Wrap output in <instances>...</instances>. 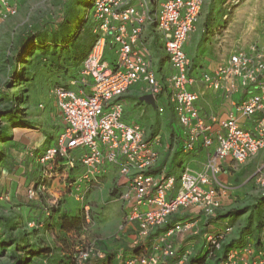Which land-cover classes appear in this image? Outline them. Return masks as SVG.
<instances>
[{
    "label": "built area",
    "instance_id": "2783aa9c",
    "mask_svg": "<svg viewBox=\"0 0 264 264\" xmlns=\"http://www.w3.org/2000/svg\"><path fill=\"white\" fill-rule=\"evenodd\" d=\"M226 1L234 6L242 0ZM15 2L0 0L2 19L16 14ZM202 3L203 0H164L152 13L150 0H94L91 19L95 41L78 77L72 78L67 87L56 86L50 91L60 113L61 131L57 143L37 158L42 168L37 191L29 189L27 196L34 198L36 193L46 192L51 161L63 159L67 167L78 164L81 170L65 182V188L68 192L73 185L77 188L79 209L89 222L88 194L107 176H114L116 194L126 210L118 230L136 224L139 243L157 227H163L152 243V252L133 253L122 264H158L161 256L172 260V264H187L189 252L176 248L171 239L194 228L196 221L167 224L169 216L180 208L196 206L204 216L214 217L219 207L218 190L227 188L217 180L221 161L230 157L242 164L264 149V113L256 121L255 131L242 127L236 114L231 113L220 121V131L212 136L211 127L196 106L198 94L187 89L194 80L187 74L189 57L184 43L195 28ZM149 23H155L169 64L170 72L164 81L158 79L150 60L137 47L139 35ZM107 49L115 52L112 63L105 58ZM236 80L248 91L244 99L233 102L235 112L247 118L264 112V53L254 47L249 52L237 51L213 73H201L203 84L227 94L236 92ZM137 82L145 84V92L154 100L161 94L167 96L183 129V153H190L198 142L205 148L215 142L214 152L207 155L201 170L182 166L179 177L169 174L159 165V137L149 138L142 124L124 121L121 98ZM76 149L79 154L74 152ZM215 181L218 187L212 185ZM253 181L264 190V166L253 175ZM33 226L29 223V227ZM230 230L226 226L220 232L207 233L205 250L220 249ZM261 237L264 240V230ZM248 249L244 247L242 252ZM242 252L230 251L222 264H236L235 257ZM74 257L77 264H95L93 261L103 260L105 253L88 244L76 247Z\"/></svg>",
    "mask_w": 264,
    "mask_h": 264
},
{
    "label": "crops",
    "instance_id": "0c3cea01",
    "mask_svg": "<svg viewBox=\"0 0 264 264\" xmlns=\"http://www.w3.org/2000/svg\"><path fill=\"white\" fill-rule=\"evenodd\" d=\"M150 1L151 11L155 13L164 0ZM217 7L219 9L215 10ZM231 7L232 5L230 6L226 0H203L195 28L184 43V50L189 57L187 74L194 80L187 86V89L198 94L196 106L200 115L204 118L205 123L211 127L210 134L212 136H215L220 131V121L228 118L231 113H235L239 124L250 131L256 130V121L264 113L257 112L252 117L247 118L235 112L233 102H239L244 99L245 93L248 91L239 84L238 80H236L237 90L232 94H227L223 89L213 90L208 88L201 81V73H213L233 53L224 50L226 40L222 39V34L228 32L232 25H228L231 18ZM61 14L62 12L59 14V18ZM13 17L14 15L9 16L7 19H2L0 16V71L2 70L1 66L4 65L3 62L5 59L11 58L14 47L17 45L20 36L26 30V28L23 29L22 33L18 31L19 28L14 30L17 27L16 24L12 25L9 22ZM223 40L224 42L222 44ZM234 46V44L232 46L227 44L228 49ZM137 47L150 60L158 79L164 81L169 75L170 68L164 54L161 39L156 31L155 23H149L144 26L139 35ZM108 53L112 54L113 59H115V52L111 49L106 50V59ZM6 72L8 74V69H6ZM144 87L145 84L143 82L135 83L125 92L121 100L124 106H126V101H129L138 109V114L134 120L138 118L143 119L145 122L143 127L147 137H159L160 143L157 146V150L159 151V165L164 166L169 174L175 175L176 177H179L182 166H186L193 171L201 170L207 155L214 152L215 142L210 148H205L201 145V142H198L190 153H183L181 149L183 129L176 118L172 106L168 102L167 96L161 94L154 100V104L147 103L141 99L144 95L148 94L145 92ZM35 92L37 95L40 94V91L35 90ZM42 94H46L45 96L50 98L54 109L50 108L49 113L47 115L44 114V118H39L35 113L36 111H32L35 123L40 125L36 124L34 127L12 129V143L14 146L10 147L6 145L2 148L4 157L0 158V180L4 179L2 188L13 199H16V194L23 188H37L36 181L41 174L42 168L38 163V156L35 153H43L44 147L53 146L57 143V138L61 130L60 113L53 97L48 91H43ZM157 106L162 107L163 110L159 111ZM212 118H216L215 121ZM123 119L127 122L124 117V112ZM49 123L51 125L49 126L45 139L41 143L43 149L38 152V149H36V142L38 141L36 134H38L42 126H45L43 124ZM53 123L55 124L53 125ZM17 131H24L22 132L24 133L23 136L18 140L16 138ZM21 144H23L22 147L20 146ZM33 146L36 148H31ZM8 156L15 159V163L18 162L19 165L4 166L2 160ZM263 166L264 149L242 164L235 163L230 157H226L221 161L217 180L226 185L227 188L225 190H218L219 207L216 210L215 216L212 218L204 216L196 206L180 208L171 214L167 224H174L186 220L196 221L194 228L173 236L171 240L174 246L181 251H188L190 257L202 256L205 252V235L207 233L220 232L226 226H230L231 230L226 234L224 243L229 244L230 248H232L231 250L238 244L243 243L245 247L249 248L247 251L235 257L236 264H264V240L262 239V243L256 242L257 221L249 219L251 214H255L253 216H256V213L261 208V203L256 199L264 190L259 189L255 185L253 175ZM38 167L41 168L40 171L37 170ZM80 170L81 168L78 164L67 167L63 159L61 161L59 159L51 161L49 163L51 180L49 181L46 192L52 197L56 196L60 198L59 196L61 195L65 197L68 193V190L66 191L65 189V182L68 178L74 177ZM106 178L110 179L111 176H107ZM212 185L218 187L216 181ZM2 188L0 187V191H2ZM34 199H36L35 202L38 205L41 204L39 202L41 197L37 195ZM240 209H245V211L241 214H236ZM60 210L64 212L61 206ZM41 211H43V207L39 206L35 210V214L41 213ZM125 211L123 208L120 223L125 215ZM45 215L47 216L48 214ZM135 227L136 224H132L123 231L117 230L118 234L108 240V246L106 245L105 248L107 247L109 252L116 254L111 259L110 264H122V261L133 253L137 254L142 251L152 252V243L156 238L157 232L162 231L163 227H157L154 232L150 233L145 240L139 243H136L137 235ZM62 235L64 237L59 236L58 245L54 243V245H51L54 253L59 254V256L66 253L64 245L71 242L70 238L74 233ZM62 238L63 240H61ZM155 254L159 255L157 252ZM93 262L96 263V261ZM208 262L209 264H219L218 262L214 263L212 259H209ZM158 264H172V260L161 256Z\"/></svg>",
    "mask_w": 264,
    "mask_h": 264
},
{
    "label": "trees",
    "instance_id": "16d2710c",
    "mask_svg": "<svg viewBox=\"0 0 264 264\" xmlns=\"http://www.w3.org/2000/svg\"><path fill=\"white\" fill-rule=\"evenodd\" d=\"M93 2L94 0H68L57 21H40L31 28H26L14 47L11 58L5 59L6 65L1 69L8 67L10 80L0 89V101L15 106L0 111V158L4 157L3 147L14 146L12 129L34 127L36 124L32 120L33 114L29 112L30 104L36 96L35 90L43 92L56 86L67 87L72 78L78 77L82 62L95 41L91 19ZM5 87L12 89L4 93ZM15 87L16 90L13 89ZM49 137L51 138L50 134ZM48 147H44L43 151ZM35 155L40 157L42 153ZM40 167L37 168L38 171ZM72 179L73 177L68 178L67 181ZM34 190L37 191V188ZM37 195L40 197L36 193L34 198ZM256 200L261 203L260 211L256 216L251 214L249 219L257 221L256 242L262 243L264 191ZM28 206L36 205L31 202ZM244 211L245 209H240L236 214ZM47 214L42 220H39L40 217L30 216L41 221L42 228L29 227L28 223L21 225L17 219L0 217V256L7 257L6 264H77L74 257L76 249L72 250V243L65 244L66 253L59 256L46 242L43 230H54L58 238L64 237L62 234L80 233L87 223L84 215L80 209L70 215L56 205L51 206ZM225 238L220 249L205 250L202 256L189 257L187 264H209V259L214 263H224L227 254L232 251L229 244L224 243ZM97 245L105 253L106 259L95 264H110L116 254L109 252L104 243ZM244 247V243L238 244L233 250L242 252Z\"/></svg>",
    "mask_w": 264,
    "mask_h": 264
},
{
    "label": "rangeland",
    "instance_id": "374dc122",
    "mask_svg": "<svg viewBox=\"0 0 264 264\" xmlns=\"http://www.w3.org/2000/svg\"><path fill=\"white\" fill-rule=\"evenodd\" d=\"M67 1L68 0H17L15 2L17 6V13L9 20V22L12 23V25L16 24L17 27H15L14 30L19 28L18 31L22 33L23 29L31 28L40 21H57L59 14L62 12L63 6L67 3ZM218 9L219 7L215 8V10ZM230 11L231 18L228 25H232L230 26V30L228 32L222 34V39L226 40V47H224V50L229 51V53L237 51L248 52L254 47L261 53H264V0H242L240 3L232 6ZM19 23L21 24L19 25ZM224 40L222 41V44ZM227 44L231 46L234 44L235 46L228 49ZM187 51L189 52L188 49ZM107 61L112 63V54H107ZM3 63L6 65L5 62ZM6 69H8V67L2 69L3 71H0V89L4 87L3 84H5V82L10 80ZM16 88L17 87L13 89L16 90ZM9 89L12 88H3L4 93L9 91ZM42 93L43 92H40L38 95L36 94L29 109L30 113H33L32 111H36L35 113L39 118H44V114L47 115L50 108L54 109L50 98L45 96L46 94ZM0 105L2 106H0V111L2 112L7 108L15 106L1 101ZM124 109V117L128 123H140L144 125L145 122L142 118L134 120L138 114V109L132 105V102L126 101ZM32 120H34V117ZM54 124L55 123H53V125ZM43 125L45 126H42L38 131V134H36V139L38 140L36 142L37 148L35 146L31 147L38 149V152L43 149L41 143L43 139H45L51 124L49 123ZM22 132L24 131H17V140L23 136L24 133ZM20 146L22 147L23 144ZM74 152L79 154L80 150L76 149ZM2 162L4 163V166L19 165L18 162L15 163V159H12L11 156H8L5 159L3 158ZM3 182L4 179H1V188L3 187ZM113 188H116L115 177H111L110 179L107 178L101 185L93 187L88 194L86 200L89 205L90 219L80 233H76L70 238L73 248L72 250L76 249V247L86 246L88 244H94L95 247L100 250L97 243H107L105 245L108 246V240L112 236H116L118 234L117 230L122 218L123 206L121 201L118 199V195L114 194ZM26 189L23 188L20 192L18 191L15 196L16 199H13L10 198V195L8 196V193H6V191L2 188V191H0V217L17 219V221L21 222V225L28 223L29 226V223H34L33 227L42 228V223L39 220H42V217L46 216L45 214L49 212L51 206H61L62 210L66 211L70 215H74L80 207V203L76 200L78 190L74 185L65 197L63 196L64 198L62 195L59 196L60 198L56 196L52 197L47 192L42 195L40 194L41 200H39V202H41V204L39 205L35 202L36 199L34 200L27 197L29 189ZM112 193L114 195H112ZM31 202H34L33 204L36 206H28ZM39 206L43 207V211L35 214V210L39 208ZM30 216H36L37 218L40 217L41 219H32ZM43 231V234L46 236V242L49 240V242H47L49 243V246L58 243L57 233L54 230ZM6 262L7 257L0 256V264H6Z\"/></svg>",
    "mask_w": 264,
    "mask_h": 264
},
{
    "label": "water",
    "instance_id": "95a60500",
    "mask_svg": "<svg viewBox=\"0 0 264 264\" xmlns=\"http://www.w3.org/2000/svg\"><path fill=\"white\" fill-rule=\"evenodd\" d=\"M141 99L147 103L154 104V97L151 94L144 95Z\"/></svg>",
    "mask_w": 264,
    "mask_h": 264
},
{
    "label": "clouds",
    "instance_id": "9594fccd",
    "mask_svg": "<svg viewBox=\"0 0 264 264\" xmlns=\"http://www.w3.org/2000/svg\"><path fill=\"white\" fill-rule=\"evenodd\" d=\"M51 91V90H50ZM115 190V192H114V194L116 193V188H113V191ZM37 194H39L40 195V193H37ZM42 194H44V193H42ZM41 194V195H42Z\"/></svg>",
    "mask_w": 264,
    "mask_h": 264
}]
</instances>
